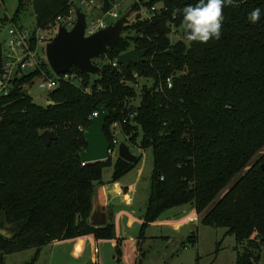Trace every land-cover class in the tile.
I'll list each match as a JSON object with an SVG mask.
<instances>
[{
    "label": "trees",
    "instance_id": "1",
    "mask_svg": "<svg viewBox=\"0 0 264 264\" xmlns=\"http://www.w3.org/2000/svg\"><path fill=\"white\" fill-rule=\"evenodd\" d=\"M29 2L37 25L43 28L78 7L73 0H19L12 22L17 23ZM196 2H135L129 9L135 17L126 19L115 49L94 60L101 74L73 67L71 72L81 75L83 84L61 80L45 106L33 101L27 87L38 71L14 80L11 92L0 96V219L10 227L9 237L0 232L1 255L35 248V261L44 246L93 235L96 240H117L120 261L122 239L117 237L113 218L104 226L89 222L95 187L102 183L105 168L112 167L111 181L117 182L140 163L143 153L136 163L119 156L116 161L112 156L93 163L81 160L90 117L106 105L104 130L112 146L111 126L120 122L131 146L153 152L149 201L134 264L146 259L141 242L148 240L147 228L166 211L185 205L195 210L203 226L225 228L226 236L235 237L236 264H260L264 248V0H239L225 7L219 40L189 41L184 30L183 38L173 42L172 29L183 28L182 13L176 10ZM99 3L97 13L103 15L114 7V0ZM141 5L161 9L153 19L141 20ZM257 7L262 16L252 24L247 16ZM85 12L94 15V6ZM131 49L147 51V61L127 68L112 65ZM41 66L49 67L47 62ZM168 77H172L171 88L165 84ZM142 78L153 84L142 87L141 101L135 105L132 100L138 96L136 87ZM85 86L91 87L90 93ZM134 112L137 115L131 118ZM45 130L58 136L49 146L40 137ZM197 243L198 232L192 231L180 249ZM221 244L217 243L216 252Z\"/></svg>",
    "mask_w": 264,
    "mask_h": 264
},
{
    "label": "rangeland",
    "instance_id": "2",
    "mask_svg": "<svg viewBox=\"0 0 264 264\" xmlns=\"http://www.w3.org/2000/svg\"><path fill=\"white\" fill-rule=\"evenodd\" d=\"M2 1L3 2L0 0V17L4 15L13 17L18 9L19 0ZM137 1L139 0H115L114 9L121 16L123 13L127 12ZM77 2L78 7L85 12L86 6L80 3V0ZM98 10V4H94L95 14L89 15L87 17L88 23H91L93 19L104 17L103 14L97 13ZM129 17L128 18L130 21L133 20L135 17L134 13L130 14ZM105 18L107 19L108 24H112L118 20L117 18L115 19L108 16H105ZM17 24L31 28L35 27L36 18L32 2L25 4L24 10L20 15L19 20H17ZM13 26L14 23L12 21H7L5 27L2 29L1 36L7 37L8 29ZM183 32V28H173L170 34L171 40L173 42H177L178 40L182 39L184 35ZM4 48L7 49V44H4ZM152 84L153 81L150 79L146 80L142 78L140 80V84L136 87L138 96L132 100L135 105H138L141 101V96L139 94L141 93L142 87L144 85L151 86ZM37 85L38 84L35 83L30 86V94L35 103L45 106L50 101L48 100L46 92L39 89ZM117 138L121 143L125 142V136L123 132H119L117 134ZM140 141L141 140L139 138L138 142L140 143ZM130 148L131 151L138 156L140 153H145L139 165L141 168V174L137 175L136 171H130L131 173L129 172V174H126L121 183L114 182V190L118 191L120 194L119 196H121L122 199H126L128 197L122 195L123 186L130 187V195L133 194L132 200L134 201L132 205L133 207L127 211L128 216L125 218L123 227L119 228L120 236L124 237L122 238V242L119 246L122 251L121 255L119 256V262L116 251L117 243L113 244L112 242L104 241L103 243L99 242L96 244H91V241L88 239V237H82L77 240H66L44 246L39 257L35 261H33L36 252L35 248L7 255H1L0 253V264H134L137 259V253L135 254L136 246L134 245L133 239L138 237L141 227L138 217L141 215V213L138 208H144L147 205L148 195L151 189L154 158L152 149L142 151L138 147L131 145ZM113 159L116 161L115 155L113 156ZM112 173V167L105 168L103 172L104 180L111 182ZM170 211L171 212H169V214L172 212H182V215L179 216L181 217L179 220H182L185 216V220L187 221L182 223V229L177 232L173 230L174 228L172 227V224H170L171 226L169 227H166L168 224L163 225L161 223L153 225V227L149 226L146 230V236H157L161 235V233H167L171 235L174 240L171 243H167V239H163L160 242L153 240H147L143 243L141 242V251L147 253L146 259L140 264H236L237 253L234 250L236 240L234 236L225 235L227 229L212 228L202 225L198 229L194 227V230H189L191 226L187 225L190 223L192 217L188 215L196 216L197 213L194 212L191 214L192 209L186 210L185 208H180L173 211L171 209ZM9 228V225L3 224L2 220L0 219V232L4 235H10ZM192 231L198 232V243L194 246L188 245L186 249H180L181 241L186 239V237H188ZM139 242L140 240H137V246ZM219 242L222 243L221 249L216 252L217 243ZM150 252L152 253L151 255L149 254ZM148 255L150 256L148 257ZM260 264H264V248L261 250Z\"/></svg>",
    "mask_w": 264,
    "mask_h": 264
},
{
    "label": "water",
    "instance_id": "3",
    "mask_svg": "<svg viewBox=\"0 0 264 264\" xmlns=\"http://www.w3.org/2000/svg\"><path fill=\"white\" fill-rule=\"evenodd\" d=\"M75 14V25L71 29L61 25L56 36L47 45L46 57L48 64L56 74L67 73L73 67H76L82 72L100 75L102 69L98 64L94 63V60L106 54L108 49H115L117 42L125 31V22L131 14V10L123 13L116 22L108 27L88 36L86 35V12L77 7ZM146 54L147 51L145 50L131 49L119 55L117 61L120 65L127 68L132 64L138 65L146 62ZM1 69L2 43H0V74ZM98 111V116L91 118L90 126L84 134L87 147L80 153V157L86 163L105 161L111 157L109 154L111 142L108 140L104 130L108 108L105 105L100 107ZM40 137L49 146L58 136L53 130H45ZM118 156L130 163H136L139 158L138 155L131 151L130 146L126 142L120 144ZM100 190L101 194L105 196L104 187L98 184L95 187L93 209L89 218L92 226H104L109 223L105 198L100 204L96 202ZM6 236L9 237V235Z\"/></svg>",
    "mask_w": 264,
    "mask_h": 264
},
{
    "label": "built area",
    "instance_id": "4",
    "mask_svg": "<svg viewBox=\"0 0 264 264\" xmlns=\"http://www.w3.org/2000/svg\"><path fill=\"white\" fill-rule=\"evenodd\" d=\"M78 3V0H73ZM115 1V0H114ZM1 2H3L1 0ZM80 3L84 4L86 7L94 6V4H98L100 6L99 0H80ZM76 6H73L69 11V16L61 17L59 16L54 24V22H50L46 27H40L35 24L34 28L26 27L23 25H18L14 23V26L8 29V36L2 37L1 32L5 27L6 23L3 22V18L7 15L1 16L0 18V43H2V69L0 74V96L8 95L14 83V80H17L26 74L32 72H39L38 76L35 77L34 82L32 84L27 85L28 89L31 85L37 83L38 88L45 91L47 96L58 88L60 81L65 80L69 83L75 85L83 84V77L76 72H71V70L67 73L56 74L50 66L48 69L42 68V63L47 62L46 57V49L47 45L53 40L56 36V32H58L59 27L61 25L66 26L68 29L73 27L76 23ZM161 7L152 6L150 9L144 6H140L139 13L141 14V20H151L156 15L158 10ZM105 16L111 18H119L120 14L114 9L110 10L107 14L104 15L103 18H96L88 23L87 20V28L86 35H91L101 29L108 27L107 19ZM88 17V16H87ZM8 22L12 21V17L7 16ZM88 19V18H87ZM7 22V21H6ZM4 44H7V49L4 48ZM49 65V64H48ZM112 65L117 67L120 64L117 59L112 62ZM167 87H172V77H168L165 81ZM162 84L160 85V88ZM85 91L90 93L91 87L85 86ZM30 92V91H29ZM49 100V99H48ZM99 111L96 110L91 115L90 119L98 116ZM137 115L136 112L131 114V118ZM128 119H124V123H127ZM111 130L113 132V145L111 143V148L109 149L110 156H118L119 146L121 144L120 140L117 138V134L122 132L120 122H115L111 126ZM125 136V142L128 143V136Z\"/></svg>",
    "mask_w": 264,
    "mask_h": 264
},
{
    "label": "crops",
    "instance_id": "5",
    "mask_svg": "<svg viewBox=\"0 0 264 264\" xmlns=\"http://www.w3.org/2000/svg\"><path fill=\"white\" fill-rule=\"evenodd\" d=\"M144 153L145 152H143V156H144ZM139 165H140V163L131 172L136 171L137 175L141 174V168ZM124 177L125 176H123L119 181H117V183H121L123 181ZM138 180H139V177H138ZM138 180H137V182H138ZM99 186L104 187L105 196L103 194H101V190H100L98 200L96 202L98 204H100V202H103V199L105 198V203H106L107 208H108V220L110 221V218L111 219L113 218V222L116 226L117 237L122 239L124 237L120 236L119 228L123 227V223L125 221V218H126V216H128L127 211H128V209L133 207L132 205L134 203V201L132 200L133 194L130 195L131 188L128 186H123V194L122 195L128 196V197L126 199H124V198L122 199L121 196H119L120 194L118 193V191L114 190V186H115L114 182L105 181L103 178V181H102V183L99 184ZM149 195H150V193H149ZM149 195H148V201H149ZM148 201H147V205L144 208H141V207L138 208V210L141 213V215L138 216L140 224H142V217L145 214V211L147 209ZM185 206L176 207V208L172 209V211L176 210V209H180V208H185L186 210L192 209L188 205H185ZM169 212H171V211L169 210L168 212L166 211L165 213H163L162 216L157 221L153 222L150 226L153 227V225L161 223L163 225L168 224L166 227H169V226H171L170 224H172L173 225L172 227L174 228L173 230L175 232L180 231L183 227L182 223L184 221H187V220H185V216L183 217L182 220H179L181 218L179 216L182 215L181 214L182 212H179V213L172 212L171 214H169ZM194 212H195V210L192 209L191 214H193ZM188 216L192 217L190 223H188V225H187V226H191L189 230H194V227L198 229L199 227L202 226V224L200 223V216L198 214L196 216H194V215H188ZM82 237H88V239H90V241H91L90 242L91 244H96L99 242L103 243L104 241L112 242L113 244L117 243V240H115V239H112V240H103V239L102 240H96L93 235H86V236H82ZM82 237H79V238H82ZM147 237H148L149 241L153 240V241H157V242L162 241L163 238H166L168 240V241H166L167 243H171L174 240V238L171 237V235H169L167 233H161V235H157V236H150L149 235ZM79 238L71 239V240H77ZM71 240H68V241H71ZM133 240H134V245L136 246V249H135V254H136L137 253V237ZM56 243H59V242H56ZM149 254L151 255L152 253L150 252ZM150 255H148V257ZM137 256H138V254H137Z\"/></svg>",
    "mask_w": 264,
    "mask_h": 264
},
{
    "label": "clouds",
    "instance_id": "6",
    "mask_svg": "<svg viewBox=\"0 0 264 264\" xmlns=\"http://www.w3.org/2000/svg\"><path fill=\"white\" fill-rule=\"evenodd\" d=\"M238 2L239 0H197L195 4L177 9V12L182 13V25L187 39L200 43L219 40L225 18L223 9L235 6ZM261 16L262 9L257 7L248 14L247 19L252 24H256Z\"/></svg>",
    "mask_w": 264,
    "mask_h": 264
},
{
    "label": "bare ground",
    "instance_id": "7",
    "mask_svg": "<svg viewBox=\"0 0 264 264\" xmlns=\"http://www.w3.org/2000/svg\"><path fill=\"white\" fill-rule=\"evenodd\" d=\"M103 65V64H102Z\"/></svg>",
    "mask_w": 264,
    "mask_h": 264
}]
</instances>
